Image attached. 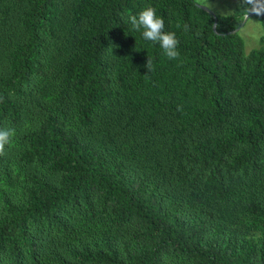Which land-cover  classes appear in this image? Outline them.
I'll list each match as a JSON object with an SVG mask.
<instances>
[{"label": "trees", "instance_id": "16d2710c", "mask_svg": "<svg viewBox=\"0 0 264 264\" xmlns=\"http://www.w3.org/2000/svg\"><path fill=\"white\" fill-rule=\"evenodd\" d=\"M147 6L178 58L130 24ZM255 11L0 0V264H264V35L246 54L235 31Z\"/></svg>", "mask_w": 264, "mask_h": 264}, {"label": "clouds", "instance_id": "9594fccd", "mask_svg": "<svg viewBox=\"0 0 264 264\" xmlns=\"http://www.w3.org/2000/svg\"><path fill=\"white\" fill-rule=\"evenodd\" d=\"M129 22L135 30L141 31L144 40L158 44L168 59L178 58V40L176 39V35L174 32L165 31L164 20L157 16L156 10L153 7L147 6L138 14L130 16ZM144 67L147 69V72L152 70L151 59L147 58ZM14 136L15 129L0 128V155H3L5 145L9 144Z\"/></svg>", "mask_w": 264, "mask_h": 264}, {"label": "rangeland", "instance_id": "374dc122", "mask_svg": "<svg viewBox=\"0 0 264 264\" xmlns=\"http://www.w3.org/2000/svg\"><path fill=\"white\" fill-rule=\"evenodd\" d=\"M199 6L208 8L214 14L228 16L239 6V0H196ZM240 35L245 41L246 54L261 48V37L264 35V22L256 14L245 19L240 29Z\"/></svg>", "mask_w": 264, "mask_h": 264}, {"label": "water", "instance_id": "95a60500", "mask_svg": "<svg viewBox=\"0 0 264 264\" xmlns=\"http://www.w3.org/2000/svg\"><path fill=\"white\" fill-rule=\"evenodd\" d=\"M200 7H201L202 9H204L205 11L209 12L210 14L214 15V13L211 12V10H209L208 8H205V7H202V6H200ZM257 13L260 14V12H258V11L252 12L250 15H247V16H246V19H248L251 15H254V14H257ZM215 25H216V22H215ZM215 25H214V30H215ZM240 29H241V28H238V29L235 30V31H239Z\"/></svg>", "mask_w": 264, "mask_h": 264}]
</instances>
